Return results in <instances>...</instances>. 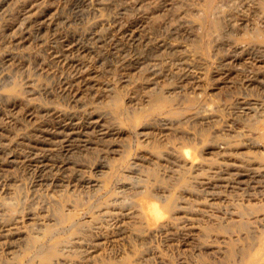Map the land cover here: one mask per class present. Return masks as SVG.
Here are the masks:
<instances>
[{"label":"rangeland","instance_id":"rangeland-1","mask_svg":"<svg viewBox=\"0 0 264 264\" xmlns=\"http://www.w3.org/2000/svg\"><path fill=\"white\" fill-rule=\"evenodd\" d=\"M205 4L0 0V264H40L52 243L57 264H216L230 238L237 259L258 251L264 0ZM219 135L236 149L210 153Z\"/></svg>","mask_w":264,"mask_h":264},{"label":"bare ground","instance_id":"bare-ground-1","mask_svg":"<svg viewBox=\"0 0 264 264\" xmlns=\"http://www.w3.org/2000/svg\"><path fill=\"white\" fill-rule=\"evenodd\" d=\"M214 9H217L216 5H215V0H206V4H205V15L207 16V14L209 13V11H212ZM199 12V11H198ZM201 18H204L203 16ZM199 18V20L201 19ZM213 21V20H212ZM217 21V20H216ZM214 28H219V21L215 22L214 21ZM262 40H263V43H264V36L262 37ZM236 54V53H235ZM237 56V55H236ZM238 57V56H237ZM231 62V61H230ZM240 64V63H239ZM18 89V88H17ZM15 87H12V89L9 91L10 95H15V96H21L20 94L22 93H19L18 90H17ZM2 95V94H1ZM155 101L157 103H160V104H164V105H168L169 101L162 95V94H158L156 97H155ZM114 107L115 109L118 110L119 108V105H118V100H116L114 102ZM198 115V113H197ZM136 115H133V120H135V122L137 121L138 117H134ZM141 118V117H139ZM258 121V120H257ZM134 122V121H133ZM263 125H264V122H263ZM252 129H254L255 127V123L251 125ZM257 137V136H256ZM259 137V136H258ZM208 137H205L206 139V149H208V151L213 152L215 151L216 149H219V153H227L228 150H235L236 147L232 146L233 143H231L232 141L228 140L227 139V136H216L215 138L212 137L210 139L207 140ZM240 147V146H239ZM238 148V146H237ZM185 152H188L187 150ZM229 152V151H228ZM158 154V151L156 152ZM189 154V153H187ZM183 163L185 164V161H187L186 157L184 156H180ZM208 163L210 166H213V164H220L219 161L217 160V158H213V159H209L208 160ZM257 167V166H256ZM185 169V170H184ZM184 169L181 170V172L178 174V179L177 181L179 180V185L180 186H185V184H187V178H185L183 176V172H186V167L184 166ZM154 177L155 176V173H154ZM160 181V182H164L162 179L160 178H157L156 181ZM226 185V184H225ZM170 203V202H169ZM173 205V201L171 202ZM227 203V202H226ZM224 204V203H223ZM169 205V207L171 206ZM247 208H250L252 210H260V211H264V202L263 203H259V204H256V205H250L248 206ZM59 209V208H58ZM247 210L245 209V207L243 205H240L237 207V211L239 214H243V212ZM59 211V214H60V220H65L66 218H69L70 216H72L73 212L72 213H68V214H64V212L62 210H58ZM139 213V212H138ZM140 216V219L139 220H142L141 217H143L141 214H139ZM94 217H91V219H93ZM228 218V217H227ZM140 225L139 227H137V230L139 232H144V226L143 225V222L140 221ZM244 223V222H243ZM242 221L236 223L238 224V230H242L244 229V225ZM235 224V225H236ZM33 226V225H32ZM236 226V227H237ZM32 228V227H31ZM210 227H207L205 229H209ZM237 229V228H236ZM33 230V229H32ZM211 230L215 231L216 233H219V234H222V235H229V229L228 228V225H217V226H214V228L211 227ZM37 235V234H36ZM30 235H28V238H29ZM35 236V235H34ZM217 236V235H216ZM245 237H248V236H245ZM240 238V237H239ZM32 241H36V237H31L30 238ZM227 239V238H226ZM222 240V239H221ZM258 242H257V245H258V251H256L254 248L250 249H245L243 251V253L241 254V257H239L237 259V257L235 256V251H234V248L232 247V243L234 242L233 239H229V241H227L226 243V248H227V251H224L223 252V255L221 256V258H219V260H217L219 263H216V264H264V234L260 235L258 238H257ZM99 244V243H98ZM256 244V243H255ZM31 248L33 249L34 246L32 245ZM220 248V247H219ZM218 249V248H217ZM221 251V250H220ZM223 251V250H222ZM31 257L32 259L34 260H38V262L40 264H57V261L59 259L60 256H62L64 253L61 252L59 249H58V246L56 243H52L46 250L45 252L43 253H39L38 249L34 248V250L31 251ZM147 259V258H146ZM104 260V259H102ZM178 261V260H177ZM180 261V260H179ZM129 262V257L128 256H123L122 258L119 259V261H117L116 263H113L112 261L110 260H107V261H103L102 264H128ZM178 264V262H177Z\"/></svg>","mask_w":264,"mask_h":264}]
</instances>
